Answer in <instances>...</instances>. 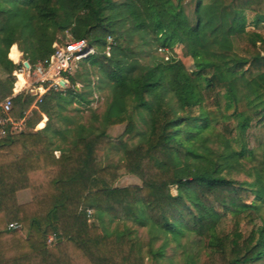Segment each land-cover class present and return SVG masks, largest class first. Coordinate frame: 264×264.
<instances>
[{
	"label": "trees",
	"instance_id": "trees-1",
	"mask_svg": "<svg viewBox=\"0 0 264 264\" xmlns=\"http://www.w3.org/2000/svg\"><path fill=\"white\" fill-rule=\"evenodd\" d=\"M262 24L264 0H0V102L21 57L46 66L65 32L96 47L80 64L109 91L90 123L67 111L91 102V71L29 116L31 92L14 98L26 129L0 141V264H158L179 249L184 264H264ZM130 122L143 125L138 143L106 164L108 129ZM123 171L141 183L118 186Z\"/></svg>",
	"mask_w": 264,
	"mask_h": 264
},
{
	"label": "rangeland",
	"instance_id": "rangeland-1",
	"mask_svg": "<svg viewBox=\"0 0 264 264\" xmlns=\"http://www.w3.org/2000/svg\"><path fill=\"white\" fill-rule=\"evenodd\" d=\"M250 17H251V15H250ZM249 29H254V28H253V26H249ZM257 30L264 34V24L260 25L257 28ZM70 38H73V37L71 36V34L69 32L59 33L55 42L61 43V42L68 40ZM17 50L19 51V54L21 55L20 50L18 48H17ZM155 53H157L158 55L163 54V52L162 51L160 52L159 50H156ZM171 54L176 56L181 61H183L187 65V67H189V68L193 67V60L191 59V57L186 55L185 50L182 46H176L174 48V50L170 52V55ZM165 56H166V54H165ZM23 61H28V60H23V58L21 57V60L19 62L22 63V67L18 71H16L15 74L16 73H20V74L22 73L24 75L26 82L23 85V89H25V90H23V92H25V91L30 92L29 89L34 87V85L36 83L35 79L37 78V75L34 72L40 65L37 66L35 69L31 70V65H30V67H26L23 64ZM86 67H84V65H81L79 63L74 68L73 72L75 70H78L79 73L82 74L85 71H91L90 78L92 80V84H93V86L97 85L99 78H100V74L98 73V70L96 68H94L92 70V69H90L89 66L87 68ZM16 77H17V81L15 83V88H16L17 82L19 80L18 76H16ZM83 80H84V78L80 77L77 81L76 86H77L78 90L84 91L87 93L89 89L84 87L85 82ZM95 87L96 86H94V88H92L93 93L88 94V99H90L91 102L87 103V102H85V100H83L82 102L75 103L73 106H71L70 110L67 111L68 114L75 115L79 120L86 122V123L93 122L95 120L94 119L95 115L103 114V112L105 111L106 105H107L109 91L107 89L102 90V91H98ZM35 101H36L35 98L31 99L32 104H31V108L29 109V111L27 113L28 116L31 115V110L36 107ZM46 121H47V117H45L43 115L42 121L36 126L35 130L42 128V127H40L41 123L44 122L46 124ZM20 127L23 130L26 129L24 123ZM142 127H143V125H141L137 122L123 123V124L111 126L108 129L107 143L109 144V148H108V151L106 153L104 162L106 164L116 163L120 159L121 150L118 149L119 143H127L129 146H134L135 144H137L139 141L138 131ZM253 147H256V155H257L258 160H260L261 156L263 155L264 149H262L261 147H258V145L254 142H253ZM235 177L239 180H249L245 174H239V175H236ZM140 183H141L140 179L137 175L128 174L125 171H123L121 178L117 182V185L118 186H125V185L140 184ZM176 191H177L176 187H172V192L176 193ZM20 193L21 194L19 195V199L21 201H25L26 199L24 198V195H26L25 193H27V189L21 190ZM134 227H136L138 229V235L140 236V238L143 239L144 241H147L149 238V233H148L147 229L142 228L138 225H134ZM187 241H188V239L184 240L185 243H187ZM191 241H192V239H189L188 242H191ZM159 243L160 242H158L157 245H159ZM181 250L182 249H179L177 251V254H175V252H173L172 250H169L168 255H167V259L160 260L158 262V264H184V259L181 256Z\"/></svg>",
	"mask_w": 264,
	"mask_h": 264
},
{
	"label": "built area",
	"instance_id": "built-area-1",
	"mask_svg": "<svg viewBox=\"0 0 264 264\" xmlns=\"http://www.w3.org/2000/svg\"><path fill=\"white\" fill-rule=\"evenodd\" d=\"M109 44L106 52L110 55L112 38L108 39ZM54 52L48 60L46 66L40 65L36 70L34 87L30 88L31 94L35 97L36 101H41L42 97L49 90L60 91L64 90L69 86V77L73 73L74 68L83 60L96 53L97 49L91 45L87 39H74L70 38L61 43L55 42ZM163 51L164 49H160ZM168 58V56H166ZM16 75V74H15ZM17 76V75H16ZM23 87L17 89L14 86L13 93L6 97L0 102V141L17 132H22L23 129L20 127L23 122L15 121L11 116L13 108L14 98L23 92ZM45 116V115H44ZM46 117V116H45ZM60 154L59 151L56 152ZM93 214L92 210H88V216L91 217ZM9 229L22 231V225L18 222H12L9 225ZM54 238L49 237V243H52Z\"/></svg>",
	"mask_w": 264,
	"mask_h": 264
},
{
	"label": "bare ground",
	"instance_id": "bare-ground-1",
	"mask_svg": "<svg viewBox=\"0 0 264 264\" xmlns=\"http://www.w3.org/2000/svg\"><path fill=\"white\" fill-rule=\"evenodd\" d=\"M17 76H18V74H17ZM18 82H17V89L19 90V89H21L22 87H23V85H24V83L26 82V80H25V77H24V75L21 73H19V76H18Z\"/></svg>",
	"mask_w": 264,
	"mask_h": 264
},
{
	"label": "crops",
	"instance_id": "crops-1",
	"mask_svg": "<svg viewBox=\"0 0 264 264\" xmlns=\"http://www.w3.org/2000/svg\"><path fill=\"white\" fill-rule=\"evenodd\" d=\"M22 54V53H21ZM21 192V191H20ZM18 193V199H19V195L21 194V193ZM23 192V191H22ZM26 195H24V198L26 199L25 201H21L20 199H19V201L20 202H28L29 200H31V193H30V190H28L27 189V193H25Z\"/></svg>",
	"mask_w": 264,
	"mask_h": 264
},
{
	"label": "water",
	"instance_id": "water-1",
	"mask_svg": "<svg viewBox=\"0 0 264 264\" xmlns=\"http://www.w3.org/2000/svg\"><path fill=\"white\" fill-rule=\"evenodd\" d=\"M23 64L26 66V67H30V64L28 61H23Z\"/></svg>",
	"mask_w": 264,
	"mask_h": 264
}]
</instances>
